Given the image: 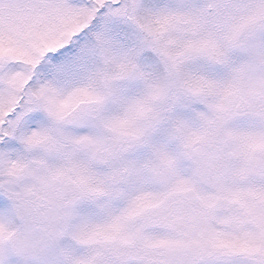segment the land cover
<instances>
[{"label": "snow or ice", "instance_id": "1", "mask_svg": "<svg viewBox=\"0 0 264 264\" xmlns=\"http://www.w3.org/2000/svg\"><path fill=\"white\" fill-rule=\"evenodd\" d=\"M0 264H264V0H0Z\"/></svg>", "mask_w": 264, "mask_h": 264}]
</instances>
